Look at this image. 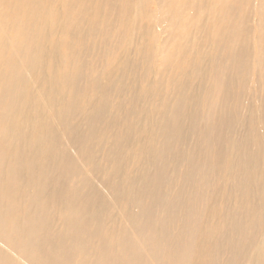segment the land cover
Instances as JSON below:
<instances>
[{
	"label": "bare ground",
	"instance_id": "bare-ground-1",
	"mask_svg": "<svg viewBox=\"0 0 264 264\" xmlns=\"http://www.w3.org/2000/svg\"><path fill=\"white\" fill-rule=\"evenodd\" d=\"M66 1L61 30L69 35L70 3L77 7ZM49 9L58 10L52 2ZM46 13L40 0H0V264H264V127L239 112L243 100L264 116V32L253 60L262 95L246 91L247 27L236 34L238 53L216 56L239 67L237 91L221 88L224 76L208 70L205 59L193 65L212 75L199 88L241 99L227 136L229 126L213 121L219 114L212 115L202 90L191 104L187 81L168 78L170 60L159 80L155 67H146L138 98L123 103L110 93L111 77H123L128 66L136 78L134 64L123 63L127 39L113 42L121 69L79 58L86 50L79 42L93 45L86 37L40 58L30 48L31 32L58 31L45 23ZM122 17L127 36L130 16ZM216 36L231 34L222 29ZM158 50L143 42L129 55L151 64ZM30 53L44 67V83L33 87L17 77L20 61L34 59ZM119 104L135 122L124 120Z\"/></svg>",
	"mask_w": 264,
	"mask_h": 264
},
{
	"label": "rangeland",
	"instance_id": "rangeland-1",
	"mask_svg": "<svg viewBox=\"0 0 264 264\" xmlns=\"http://www.w3.org/2000/svg\"><path fill=\"white\" fill-rule=\"evenodd\" d=\"M40 1H42L43 11L47 10L45 23L50 24V27L58 28V31L47 28L42 34L36 31L31 32L36 37L30 34V48L34 50V53L39 51L41 53L39 57L42 59L53 57L55 51H62V43L68 39L77 41L79 38L86 37L93 45L89 46L84 42L83 44L79 42V45H84L86 49L81 51L79 58L89 60L91 65H93L92 60H96L97 69L110 71V69L102 66L101 62L121 69V64L116 60L118 52L115 51L113 42L127 39V42L121 46V51L124 52L123 63L134 64L136 78H133L131 66H128L123 77L113 75L108 82L109 92L118 94L120 102L125 103L122 99L128 95L130 98H134L133 95H135V99L143 95L141 90L145 84L140 83V80L144 78L147 66L155 67L154 77L159 80L161 71L167 67L165 61L170 60L173 62V66L169 72H166L168 78L170 77L169 79L173 83L181 82L183 79L187 81L189 86L186 95L192 101L191 104L202 90L203 98L209 102L212 109V115L219 114L213 117V121L221 120L225 127L229 126L226 130V135L229 136L234 118L233 113L237 111L235 103L241 99L237 96H226L224 99H219L215 89L199 88L198 85H207L212 81V75L210 76L208 73V70H211L215 75L224 76L225 80L221 83V88L230 87L232 91H237L235 80L239 75V67L227 57L219 59L216 56L221 52L238 53L237 46L240 40L236 34L245 27L251 31L252 39V42L250 41L247 45L248 53L244 55L247 57L246 66L243 68H247L248 84L246 91L249 92L251 98L262 95L261 88L256 82L255 72L257 68L253 65V60L257 56L255 55V47L259 46L264 32V0H74L77 8L74 11V3H70L72 13L69 15V20L72 28L69 35H65L61 30L66 21L65 14L61 10V4H68V2L66 0ZM49 2L55 4L58 10L49 9ZM124 13L130 16L127 22V36L121 31L124 25V17H122ZM242 14L244 20H242ZM200 15H203L204 19L201 20ZM29 17L31 24H38L41 20L40 17L33 14ZM215 22L218 27H214ZM204 24L206 26L203 29L204 34L196 38V32ZM222 29L229 32L231 36L223 37V40L218 39L216 35ZM55 37L58 40V45H54ZM143 42H151L159 49L153 52V55L150 54L151 64H147L145 55L135 60H132L131 55H129L130 50H137ZM107 48L112 51L108 57H106L105 52ZM142 51L145 52V50ZM30 54L34 59L32 61L28 59L20 61L18 70L20 75L17 77L30 81L31 87H33L34 81L39 82L41 80L44 83L45 80L42 79L44 67L35 54ZM201 59H205L208 70L194 69L193 65ZM220 65L224 69H220ZM14 80L15 78H12V81ZM158 80L156 83L159 82ZM98 82L99 85L105 84L102 77L98 78ZM131 84L136 85L137 90ZM165 85L167 87V84ZM217 86L219 87L220 84ZM144 102H149L152 106L155 104L150 97L145 98ZM144 102L139 103L135 109L142 108ZM239 105L243 108L239 109L241 114L245 117L249 115L254 117L255 121L257 120L264 127V116H260L258 107H254L252 111L247 110L248 102L243 100ZM117 107V112L123 115L127 123L136 121L130 119L129 114L120 104ZM229 108L231 111H228ZM224 111L226 112L220 114ZM48 114L54 116L52 112ZM245 121L248 123L247 118ZM207 122L211 126L210 121ZM88 145L90 147L93 145L94 148H92L96 150L94 143L89 142ZM100 155L104 156L102 152ZM96 162L101 163L97 156ZM85 171H89L87 167Z\"/></svg>",
	"mask_w": 264,
	"mask_h": 264
}]
</instances>
